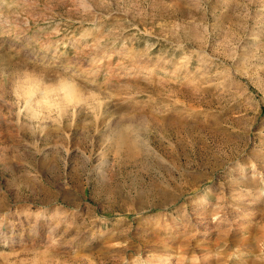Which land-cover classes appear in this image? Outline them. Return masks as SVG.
<instances>
[{"label": "rangeland", "instance_id": "374dc122", "mask_svg": "<svg viewBox=\"0 0 264 264\" xmlns=\"http://www.w3.org/2000/svg\"><path fill=\"white\" fill-rule=\"evenodd\" d=\"M0 264H264V0H0Z\"/></svg>", "mask_w": 264, "mask_h": 264}, {"label": "bare ground", "instance_id": "6f19581e", "mask_svg": "<svg viewBox=\"0 0 264 264\" xmlns=\"http://www.w3.org/2000/svg\"><path fill=\"white\" fill-rule=\"evenodd\" d=\"M69 87H70V86H69ZM71 89H72V88H71ZM71 89H70V90L68 89V92H67V93H69V94H70V96H71V98H73V99H74V98H75V96H74L73 90H71Z\"/></svg>", "mask_w": 264, "mask_h": 264}]
</instances>
